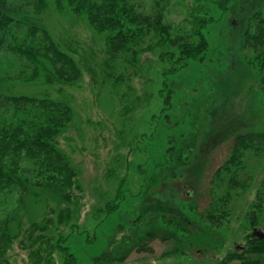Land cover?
Returning a JSON list of instances; mask_svg holds the SVG:
<instances>
[{
	"label": "rangeland",
	"instance_id": "obj_1",
	"mask_svg": "<svg viewBox=\"0 0 264 264\" xmlns=\"http://www.w3.org/2000/svg\"><path fill=\"white\" fill-rule=\"evenodd\" d=\"M136 1L149 14L162 13L164 23L174 28L188 27L194 17H206L196 11L209 10L207 18L211 22L205 30L209 51L204 61L191 62L175 76L165 78L163 73L172 64L162 62L160 55L174 48L163 42L158 33L152 31L143 39L138 50H144L136 65L129 64L132 55L124 54L114 61L109 56L106 35L96 32L84 17L50 6L44 13V23L79 63L81 79L73 85H60L40 78L29 83L15 82L7 88L14 94L65 101L72 107L74 119L58 144L76 169L81 189L69 191L71 203L46 189L29 195L13 223L14 240L4 256L5 264L44 262L52 244L38 248V244L32 246L31 240L24 239L34 223L47 226V230L33 234L46 235L45 241L47 237L54 242L57 236L69 237L65 245L77 264H107L112 258L104 255L112 254L114 249L120 253L118 264H218L228 253L240 250L250 241L254 229L249 227L246 215L264 178V155L247 162L252 188L235 200L230 221L218 230L216 235L223 241L220 252L178 246L173 240L160 238L142 249L133 246L132 237L145 203L153 201L146 197L158 191L166 189L168 196H164L172 199H196L199 211L205 207L210 180L227 159L233 135L248 128L253 111L264 126L259 76L245 63L242 53L246 22L255 11L264 13V0H228L225 11L216 3L226 0ZM164 81L172 95L168 106L160 95ZM216 102L219 105L213 111ZM204 113L215 114L216 123L209 142L201 145L198 169L192 171L189 186L183 166L177 174L171 172L174 159L167 156L169 137L164 136L180 120L192 122L193 127L195 122L200 125ZM160 133L163 138L157 142ZM179 148L184 152V147ZM120 189L123 199L117 196ZM109 206H115L114 213L109 212ZM67 208L72 221L59 224L58 214ZM63 262L58 251L47 261Z\"/></svg>",
	"mask_w": 264,
	"mask_h": 264
},
{
	"label": "trees",
	"instance_id": "obj_2",
	"mask_svg": "<svg viewBox=\"0 0 264 264\" xmlns=\"http://www.w3.org/2000/svg\"><path fill=\"white\" fill-rule=\"evenodd\" d=\"M228 2L216 4L225 11ZM52 5L58 10L84 17L96 32L106 35L109 56L114 61L121 55H132L129 64L136 65L135 61L144 50H138L143 39L152 31L158 33L163 42L174 48V51L160 55L162 62L172 64L164 71L165 78L175 76L191 62L204 61L210 48L205 35L211 22V18H207L209 10L196 11V14L203 13L206 17H194L189 28H174L164 23L162 13L149 14L136 0H0V264H5L4 256L14 240L11 233L13 223L29 195L37 194V189H46L71 203L69 191L81 189L76 169L58 144V139L74 119L72 107L65 101L50 97L14 94L7 88L15 82L29 83L40 78L60 85H73L81 79L79 63L44 23V13ZM242 53L245 63L257 70L264 107L263 12L255 11L247 20L242 36ZM164 85L160 95L168 106L172 95L167 92V81ZM218 105L216 102L212 110L216 111ZM215 117V114L204 113L202 123L195 122L194 127L192 122H178L176 119L178 123H173L175 126L171 133L164 136L165 139L169 137L167 156L174 159L170 170L177 174L175 172L183 166V175L189 186L194 176L192 171L198 169L201 145L211 138ZM259 119L253 111L248 128L233 135L227 159L210 180L207 203L205 207L201 206L202 211H199L196 199L165 197L166 189L156 192L153 197H146L153 201L145 203L138 224L134 225L133 246L145 249L148 242L160 238L173 240L178 246L191 245L207 252L212 249L221 251L223 241L217 237L218 230L230 221L235 200L252 188L253 179L247 171V162L250 158L264 155V126ZM162 138L160 133L155 141ZM179 146L184 147V152L178 151ZM146 166L149 168L148 163ZM145 193L149 194L148 191ZM117 196L123 199L121 189ZM13 204L16 206L12 207ZM10 208L14 210L9 211ZM109 208V212H115V206ZM72 218L67 208L58 214V223L68 225ZM246 220L250 228L264 232V178L256 190ZM49 222L47 220L46 224ZM42 230H47V226L40 227L34 223L24 237L32 241V246L38 244V248H47L46 243L52 244L43 257L44 262L38 261V264H48V259L56 251L64 259L63 264H77L76 257L65 245L69 237L57 236L54 242L48 237L45 241L46 235H33ZM109 254L104 255V258H112L106 263L118 264L120 253L114 249L111 256ZM218 264H264V240L250 235L247 246L228 253Z\"/></svg>",
	"mask_w": 264,
	"mask_h": 264
},
{
	"label": "water",
	"instance_id": "obj_3",
	"mask_svg": "<svg viewBox=\"0 0 264 264\" xmlns=\"http://www.w3.org/2000/svg\"><path fill=\"white\" fill-rule=\"evenodd\" d=\"M253 236H254V237H257V238H259V239H261V240H264V232H262V231H260V230H258V229H255V230L253 231Z\"/></svg>",
	"mask_w": 264,
	"mask_h": 264
}]
</instances>
